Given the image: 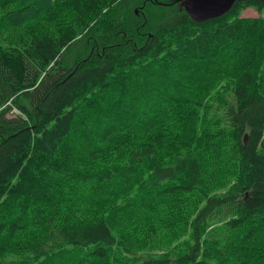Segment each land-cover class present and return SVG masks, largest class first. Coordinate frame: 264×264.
Returning a JSON list of instances; mask_svg holds the SVG:
<instances>
[{
	"label": "trees",
	"instance_id": "16d2710c",
	"mask_svg": "<svg viewBox=\"0 0 264 264\" xmlns=\"http://www.w3.org/2000/svg\"><path fill=\"white\" fill-rule=\"evenodd\" d=\"M173 1L0 0V264H264V1Z\"/></svg>",
	"mask_w": 264,
	"mask_h": 264
},
{
	"label": "rangeland",
	"instance_id": "374dc122",
	"mask_svg": "<svg viewBox=\"0 0 264 264\" xmlns=\"http://www.w3.org/2000/svg\"><path fill=\"white\" fill-rule=\"evenodd\" d=\"M173 2H175L174 4H176V6L179 7L180 4H178L176 1H173ZM151 10L152 11H156V8H151ZM136 14H138V13H136ZM141 16H142V18H145L144 14H143V11L141 12ZM257 16H258V14L253 9H250V8H248L247 10H244L241 13V17L255 18ZM260 17H262L264 19V13H262L260 15ZM183 89L187 93V97H188L189 90H190L189 86H187V87H185ZM174 97L177 98L176 96H174ZM184 98H186V97H184ZM186 99L184 101L179 100L178 107H177L178 111H180L181 108L184 106V104L186 102ZM13 113L15 114L16 112L13 110L12 112H10V115H14ZM173 121L174 120H172V122ZM111 139H113V138L111 137ZM111 139L108 140L106 146L98 145L99 146V151L95 154V156L103 157V160L105 158L109 159V158L114 156V153L112 151V146H114L115 140H111ZM172 141H173L172 138H170L169 140L165 141L164 149L162 150V152L159 154V157H158L160 162H165V163L167 162V160L169 158L170 150H171ZM85 142H84V146H85ZM66 145H67V147L65 148ZM66 145L64 146L62 152L59 154V164L62 165V171H60V173L57 175L58 179H64L68 168L71 167V166H78V164H79L78 160H82V154H83V157H84V151H82V149H77L74 152V148H73L74 142L68 143ZM68 146H70V147L68 148ZM88 149H89V146H88ZM65 164H67V165H65ZM143 225H144V222H140L139 224H137L135 226L137 228V230L130 237H128L126 240H128V242L137 241L135 235L140 232L141 226H143ZM135 227H133V228H135ZM123 256L124 257H130L126 253Z\"/></svg>",
	"mask_w": 264,
	"mask_h": 264
},
{
	"label": "water",
	"instance_id": "95a60500",
	"mask_svg": "<svg viewBox=\"0 0 264 264\" xmlns=\"http://www.w3.org/2000/svg\"><path fill=\"white\" fill-rule=\"evenodd\" d=\"M186 13L197 22L225 14L238 0H177ZM264 1V0H262Z\"/></svg>",
	"mask_w": 264,
	"mask_h": 264
},
{
	"label": "bare ground",
	"instance_id": "6f19581e",
	"mask_svg": "<svg viewBox=\"0 0 264 264\" xmlns=\"http://www.w3.org/2000/svg\"><path fill=\"white\" fill-rule=\"evenodd\" d=\"M177 3H179V1L176 0ZM180 4V3H179ZM181 6V5H180ZM182 7V6H181ZM183 8V7H182ZM184 9V8H183ZM185 11V10H184ZM186 12V11H185Z\"/></svg>",
	"mask_w": 264,
	"mask_h": 264
}]
</instances>
